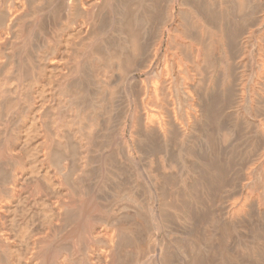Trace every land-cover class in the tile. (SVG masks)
<instances>
[{
	"label": "bare ground",
	"instance_id": "1",
	"mask_svg": "<svg viewBox=\"0 0 264 264\" xmlns=\"http://www.w3.org/2000/svg\"><path fill=\"white\" fill-rule=\"evenodd\" d=\"M0 264H264V0H0Z\"/></svg>",
	"mask_w": 264,
	"mask_h": 264
}]
</instances>
